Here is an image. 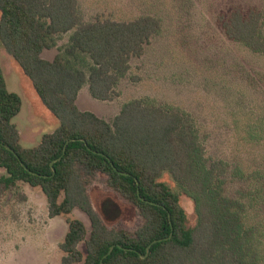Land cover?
I'll return each instance as SVG.
<instances>
[{
  "label": "trees",
  "instance_id": "1",
  "mask_svg": "<svg viewBox=\"0 0 264 264\" xmlns=\"http://www.w3.org/2000/svg\"><path fill=\"white\" fill-rule=\"evenodd\" d=\"M78 1L0 0V46L59 123L36 148H23L11 124L21 99L8 92L0 67V185L39 188L49 217L65 218L60 264H264V117L243 129L262 154L250 167L209 158L194 118L152 98L125 103L111 122L81 112L76 101L85 85L94 100L118 97L131 60L142 57L161 23L151 16L85 23ZM216 25L228 41L264 58V8L230 3ZM68 33L53 60L42 59ZM94 174L137 209L142 225L134 234L109 230L97 215L86 193ZM164 174L193 201V227L179 194L160 181ZM228 177L245 185L235 198L226 193ZM74 209L89 220L88 238L84 223L69 218Z\"/></svg>",
  "mask_w": 264,
  "mask_h": 264
},
{
  "label": "rangeland",
  "instance_id": "2",
  "mask_svg": "<svg viewBox=\"0 0 264 264\" xmlns=\"http://www.w3.org/2000/svg\"><path fill=\"white\" fill-rule=\"evenodd\" d=\"M235 2L264 8V0H79L78 9L85 23L97 17L128 22L151 16L160 21L161 32L145 47L142 57L131 60L114 101L94 100L85 85L78 93L77 108L111 122L125 103L152 98L194 118L209 158L230 166L244 163L253 167L262 154L246 142L243 129L252 119L264 117V85L259 82L264 79V58L228 41L219 31V12ZM71 34L62 35L57 48L44 51L42 59L53 60ZM0 67L8 92L21 99L20 111L11 124L18 130L23 148H36L59 123L3 46ZM252 81L256 87L251 86ZM5 175L0 169V178ZM160 181L179 194L188 225L193 227V201L168 174ZM244 187L228 177L226 193L235 198ZM86 193L109 230L134 234L142 225L137 209L107 188L105 176L94 174ZM69 218L84 223L88 238V218L78 209ZM67 230L64 217H49L47 200L39 188L21 183L10 189L0 185V264H60L63 254L59 245ZM78 249L86 253L83 243Z\"/></svg>",
  "mask_w": 264,
  "mask_h": 264
},
{
  "label": "water",
  "instance_id": "3",
  "mask_svg": "<svg viewBox=\"0 0 264 264\" xmlns=\"http://www.w3.org/2000/svg\"><path fill=\"white\" fill-rule=\"evenodd\" d=\"M157 242V241H156ZM156 242L152 243L148 248H147V251L150 249V247L155 244ZM112 250V248H110L109 252L104 256L103 259H105L109 254H110V251ZM103 261V260H102Z\"/></svg>",
  "mask_w": 264,
  "mask_h": 264
}]
</instances>
